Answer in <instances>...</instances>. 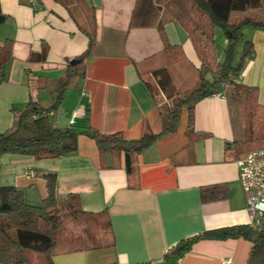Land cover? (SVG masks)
Here are the masks:
<instances>
[{
  "label": "crops",
  "instance_id": "1",
  "mask_svg": "<svg viewBox=\"0 0 264 264\" xmlns=\"http://www.w3.org/2000/svg\"><path fill=\"white\" fill-rule=\"evenodd\" d=\"M185 1L72 0L70 12L55 0H0L8 17L0 24V42H14L6 80L0 85V132L9 129L15 113L28 104L44 110L55 104L56 83L71 61L87 50L85 30L96 32L91 56L81 67L83 75L72 80L62 102L48 116L54 127L80 132L77 151L55 159L15 154L0 159V189L17 187L27 203L38 206L47 195L43 176L55 174L58 199L76 196L86 213L79 221L62 225L54 264H220L224 258L249 264L254 241L241 236L201 237L184 255L172 252L179 243L209 231L254 229L236 162L260 148L256 144H264V29L243 30L253 52L237 79L258 89L254 127L263 137L247 136L225 93L196 105L192 132L184 109L174 133L160 136L129 158L123 152H110L101 159L95 141L86 134L93 128L136 140L146 133H161L158 102L149 86L155 92L160 88L144 73L153 75L165 67L159 26L184 52L175 64L192 65L198 80L202 63L185 25L195 18H179ZM259 12L263 15V10ZM45 47V62L30 61L32 53ZM172 66L169 72L179 91L183 84L174 80ZM158 97L171 102L163 94ZM204 192L213 199L205 200Z\"/></svg>",
  "mask_w": 264,
  "mask_h": 264
},
{
  "label": "trees",
  "instance_id": "2",
  "mask_svg": "<svg viewBox=\"0 0 264 264\" xmlns=\"http://www.w3.org/2000/svg\"><path fill=\"white\" fill-rule=\"evenodd\" d=\"M71 12L72 0H55ZM179 18H195L185 22L189 36L194 42L201 67L198 70L199 88L178 91L169 72V67L184 58V52L178 45H172L159 26L163 43L165 67L156 70L153 75L158 81L160 91L150 87L152 96L158 102L162 124L160 134L146 133L136 140H127L123 134H103L88 128L86 134L97 146L101 159L110 152H123L128 158L133 154H141L160 136L174 133L179 125L182 111L186 109L189 116L188 132L194 129V110L203 99L225 93L230 102L234 118L244 125L246 134L255 140L263 137L256 134L254 117L257 111L258 89L237 82L245 60L253 52L251 42H245L242 55L237 65L234 64V46L244 38L243 30L247 27L264 29V7L262 0H189L181 5ZM248 10H263L262 16H241ZM193 12L195 17H191ZM8 17L2 13L0 6V24ZM223 31L228 38V49L224 58L219 61L215 47V32ZM87 50L76 60L78 65L69 64L66 74L55 85L56 102L46 110L36 103H30L25 110L15 113L12 126L0 132V159L4 155L15 154L34 157L36 160L55 159L77 151V137L80 132L73 129L54 127L43 112L55 109L64 99L66 90L76 76H82L81 67L91 56L96 43V32L87 31ZM13 40L0 42V85L6 80L5 67L13 56ZM48 47L40 53H32L30 61L45 62ZM212 77V81L208 80ZM171 102H164L157 97L162 95ZM37 116V118H34ZM47 195L38 206L27 203L24 192L14 186L0 189V264H32L27 252L40 255L45 264H54L53 253L59 237L58 232L67 220L79 221L86 215L81 210L78 198L69 196L62 201L57 197V176L46 174ZM205 200L213 197H205ZM216 198V197H214ZM253 239L254 247L249 264H264V230L257 231L246 226L230 227L204 233L202 236L179 243L173 250L176 256L187 253L199 238L226 239L233 237Z\"/></svg>",
  "mask_w": 264,
  "mask_h": 264
},
{
  "label": "built area",
  "instance_id": "3",
  "mask_svg": "<svg viewBox=\"0 0 264 264\" xmlns=\"http://www.w3.org/2000/svg\"><path fill=\"white\" fill-rule=\"evenodd\" d=\"M228 41L226 40V43ZM50 112H43L49 116ZM34 118H37L35 116ZM75 116L72 123H74ZM239 182L247 195V206L252 214V227L263 231L264 225V147L254 148L237 159ZM220 264H234L231 258H224Z\"/></svg>",
  "mask_w": 264,
  "mask_h": 264
},
{
  "label": "rangeland",
  "instance_id": "4",
  "mask_svg": "<svg viewBox=\"0 0 264 264\" xmlns=\"http://www.w3.org/2000/svg\"><path fill=\"white\" fill-rule=\"evenodd\" d=\"M189 2V0L185 1V5H187ZM263 4H264V0H263ZM260 10H257L255 13H251L250 15L252 16H258V15H262V12H259ZM193 14V12H192ZM191 15V12H190ZM194 16V14H193ZM195 17V16H194ZM215 47L216 50L218 52L217 55H220V57L224 58V53L226 52V50L229 48L228 44L226 43V40H228L226 34L221 31V30H217L215 32ZM245 38L241 39L240 41H238L235 46H234V64L237 65V63L239 62L241 51L244 47L245 44ZM222 58V60H223ZM159 60L156 61V63H158ZM175 67H171L170 71L172 73V76L174 78V80L177 82H179V84H183V86H181L179 89V91H185V90H194V89H198L199 88V80L196 79V72L195 69L192 67V65H189L186 63V61H182L181 63L175 64ZM145 73V76L147 78H152V80L154 81V86L156 88L159 89V86L155 80V77L152 74L149 73ZM79 79H74L73 81H78ZM73 96H75V93H73ZM74 98V97H73ZM159 99H161L160 97H158ZM256 147H261L264 146V144H256ZM60 231V230H59ZM60 233V232H58ZM60 235V234H59ZM2 241H1V237H0V246H2ZM27 256L30 259L32 264H45L43 258L37 254H33L31 252H27Z\"/></svg>",
  "mask_w": 264,
  "mask_h": 264
},
{
  "label": "water",
  "instance_id": "5",
  "mask_svg": "<svg viewBox=\"0 0 264 264\" xmlns=\"http://www.w3.org/2000/svg\"><path fill=\"white\" fill-rule=\"evenodd\" d=\"M80 61L79 60H72L71 61V65H76V64H78Z\"/></svg>",
  "mask_w": 264,
  "mask_h": 264
}]
</instances>
